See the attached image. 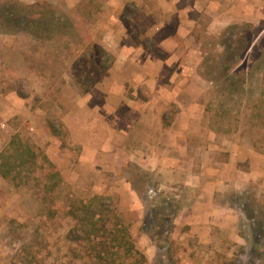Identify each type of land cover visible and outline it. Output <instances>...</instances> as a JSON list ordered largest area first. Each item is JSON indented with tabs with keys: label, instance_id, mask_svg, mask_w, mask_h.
I'll return each mask as SVG.
<instances>
[{
	"label": "crops",
	"instance_id": "crops-1",
	"mask_svg": "<svg viewBox=\"0 0 264 264\" xmlns=\"http://www.w3.org/2000/svg\"><path fill=\"white\" fill-rule=\"evenodd\" d=\"M45 1L72 9L83 0ZM194 13L212 18L210 29L217 32L264 17V0H100L85 27L95 44L111 54L110 65L85 93H94L96 101L86 95L80 100L84 95L74 85L63 122L80 148L81 166L91 175L110 178L113 191L128 195V209L142 208L145 202L134 171L154 196L174 204L173 198L179 200L173 223L185 225L201 242L216 240L217 230H226L229 239L247 250L250 234L238 228L243 218L248 226L251 222L237 196L252 183L264 191V154L218 138L204 126L209 82L199 73L200 55L190 51L198 48ZM170 23L171 33L158 34ZM79 109L90 115L79 116ZM48 148L60 170L69 165L66 152L55 144ZM117 197L122 209L121 194ZM255 206L264 211L262 202ZM138 225V220L132 224L135 232Z\"/></svg>",
	"mask_w": 264,
	"mask_h": 264
},
{
	"label": "rangeland",
	"instance_id": "rangeland-1",
	"mask_svg": "<svg viewBox=\"0 0 264 264\" xmlns=\"http://www.w3.org/2000/svg\"><path fill=\"white\" fill-rule=\"evenodd\" d=\"M40 3L46 4L45 1ZM51 4L70 13L78 22L81 33L76 43L63 39L37 40L29 35L7 34L0 29V151L13 134H18L29 138L49 159L48 147L55 144L69 155L70 163L61 169V183L56 188L51 187L53 180L37 184L38 172L29 174L19 186L0 177V264H21L17 252L22 244L30 245L28 252L41 257L45 264H88V244L70 241L68 237L75 224L68 210L93 195L112 198L110 202L116 206L124 224L129 225V232L135 245L145 254L147 264H231L234 260L249 264L254 257L247 253L250 242L244 253L241 245L228 238L226 230H217L216 240L201 242L187 232L185 225L173 223L179 213V200L173 198L175 204H167L170 212L169 209L164 211L172 221L164 216L160 218L158 213L152 215L150 210L159 207L162 197L154 196L144 185L138 184L139 197L145 202L142 208L130 210L128 195L121 189L120 193L113 191L112 184L108 183L110 178L91 175L89 169L81 166L80 148L71 141L63 116L68 111L69 96L75 92L74 85L76 93L84 95L78 96L80 100H86L85 95L92 102L99 99L94 93H85L91 91L96 78L107 71L111 54L86 33L85 26L92 21L100 0H83L72 9L62 2ZM193 16L196 21L193 40L198 48L190 51L194 56L204 57L205 54L213 58L220 51V36L210 29L214 20L196 13ZM158 19L161 18L153 23ZM253 20L249 22L253 35L251 45L237 64L252 68V73L247 75L241 92L223 98L214 93L209 83L204 97L203 122L218 138L252 146L264 154V17ZM233 24L240 26L243 22ZM172 26L170 23L165 33L158 34L171 33ZM259 60L262 63L254 68L253 63ZM203 68L200 71H205ZM218 101L222 102V109L218 108ZM78 112L79 116L90 115L87 109ZM132 174L142 177L138 172L132 171ZM100 181L107 185L99 187ZM253 184L245 191L250 192L254 202L264 204L263 189ZM120 194L122 209L117 197ZM137 220L139 225L135 232L132 224ZM108 224H112V220ZM238 230L248 237L245 218L240 221ZM259 249L264 251V245ZM259 264H264V257Z\"/></svg>",
	"mask_w": 264,
	"mask_h": 264
},
{
	"label": "trees",
	"instance_id": "trees-1",
	"mask_svg": "<svg viewBox=\"0 0 264 264\" xmlns=\"http://www.w3.org/2000/svg\"><path fill=\"white\" fill-rule=\"evenodd\" d=\"M43 1L33 3L19 0L2 1L1 31L11 35H29L37 40L63 39L67 43H76L81 33L80 26H77L78 22L70 13L58 10L48 1L42 5L40 2ZM251 28L249 22H243L240 26L238 24L225 26L216 32V35L220 36L218 42L220 51L218 50L213 58L205 54L204 57H200L199 73L213 85V91L218 97L223 98L233 92H241L247 75L252 73V68L237 65L241 55L251 45L253 39ZM214 60V64H211ZM261 63L262 60H259L253 63V67L258 68ZM203 67L205 71H200ZM222 106V102L218 101V108ZM33 172L39 173L40 178L35 177L37 184L53 180L51 187L56 188L61 183V170L47 155L29 138L13 134L8 144L0 151V177L19 186L25 183V178ZM135 179L138 184L144 185L143 176L137 178L135 176ZM248 193L250 192L245 194L243 192L237 196L244 215L251 222L249 251L242 247V252L254 255L250 262L248 261L249 264H259L264 257V251L259 249L264 245V211L256 208L255 200L251 199ZM111 199L110 196L93 195L88 201H78L68 210L75 220L68 234L70 241L77 243L85 241L88 244V264H147L145 254L135 245L129 232V225L124 224L116 206L110 202ZM169 202L166 198H161L158 201L159 207L151 209L150 213L152 215L158 213L160 218L163 216L170 218L164 213L166 209L170 212ZM110 220L112 224H108ZM29 247L28 244H22L21 250L17 252L21 264H45L41 257L28 252ZM231 264H243V261L234 260Z\"/></svg>",
	"mask_w": 264,
	"mask_h": 264
}]
</instances>
